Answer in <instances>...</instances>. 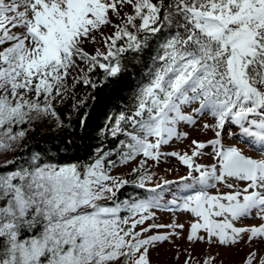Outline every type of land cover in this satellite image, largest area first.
<instances>
[{
	"label": "snow or ice",
	"instance_id": "6c2138e0",
	"mask_svg": "<svg viewBox=\"0 0 264 264\" xmlns=\"http://www.w3.org/2000/svg\"><path fill=\"white\" fill-rule=\"evenodd\" d=\"M149 38L150 63L101 130L118 139L115 148L63 164L47 150L18 166L6 160L14 167L0 173V264H151L150 246L174 236L249 249L242 264H264V158L224 143L228 129L264 152V0H0V152L27 150L34 122L66 130L56 102L74 99L78 84L95 89L97 69L104 82L118 77L127 53L149 49ZM99 41L104 51L85 50ZM89 98L73 104L77 115ZM181 139L183 153L162 150ZM162 157L185 174L153 182L149 163ZM117 164L130 172L111 175ZM129 183L143 194L118 201ZM160 209L187 222L156 223ZM250 218L261 223H242ZM159 229L167 231L149 234Z\"/></svg>",
	"mask_w": 264,
	"mask_h": 264
},
{
	"label": "trees",
	"instance_id": "16d2710c",
	"mask_svg": "<svg viewBox=\"0 0 264 264\" xmlns=\"http://www.w3.org/2000/svg\"><path fill=\"white\" fill-rule=\"evenodd\" d=\"M155 43V38H149V49L140 53H127L124 69L118 77L104 82L103 70L97 69L92 73V79L97 84L95 89L82 83L78 84L75 88L74 99L71 98L70 94L63 104L56 105L61 119L67 125L66 130H58L56 124L49 128H41L39 123H35L28 131L24 141L27 144V150L21 147L16 154L17 157L15 156L17 166L34 151L47 150L48 156L52 157L51 162L63 164L76 160H87L93 155L97 147H101L104 151L115 148L118 139L101 135V130L107 122V117L113 113H118L129 102L131 89L144 70V63L146 61L150 63L149 58L154 54L151 46ZM85 97L91 98L87 100L77 115L76 110L73 109V104ZM85 113L88 114L87 123L86 126L81 127L77 121L82 119ZM69 115H71V119H69ZM123 138V136L119 137V139ZM73 141L74 143L68 151H57V148L62 150L66 142L71 143ZM111 159H117L115 153ZM13 167V165L0 166V173L11 171ZM142 194V189L129 183L117 193V200L135 199Z\"/></svg>",
	"mask_w": 264,
	"mask_h": 264
},
{
	"label": "rangeland",
	"instance_id": "374dc122",
	"mask_svg": "<svg viewBox=\"0 0 264 264\" xmlns=\"http://www.w3.org/2000/svg\"><path fill=\"white\" fill-rule=\"evenodd\" d=\"M126 11H130V9H125ZM18 31V29H17ZM112 31L111 28L104 29L105 35L110 34ZM99 40V38H98ZM96 48H99L101 51H104L103 42L99 41L96 44H90L85 46V50L89 53H93ZM69 85L71 86V81H69ZM60 104L59 101L56 102V105ZM35 123H39L41 128H49L56 124L53 119H43ZM23 127L28 128V125H24ZM30 128V129H31ZM182 131L185 129H181ZM235 129L233 128V131ZM212 137V133L208 132L207 134H202L199 131L192 132V138L206 140ZM224 143L226 145H235L239 147L246 155L252 156L254 158H264V152L258 150L257 147L252 146L250 142L246 140L244 137L240 136H229L228 129H225L224 133ZM18 150L13 152L9 151L7 153L0 152V166L5 165L6 160H12L17 157V152L20 150L22 146H15ZM189 148V140L181 139L179 141H172L169 145L164 146L162 148L163 151L171 152L178 151L183 153L185 150ZM206 151H210L207 149ZM200 162L203 163H211L210 158H204ZM131 166H124L118 164L117 167L111 169V175L113 176H124L126 173L130 172ZM149 170L154 174V181L159 180L161 177L165 179L175 180L179 176L184 175L186 169L183 165H180L178 161L173 157H167L161 159L159 164L155 162L149 163ZM7 173V172H3ZM215 192L216 189L210 190ZM220 191H228V189L221 186ZM156 223L159 224H167L174 223L178 219L182 223H186L188 217L180 216L177 217L174 213H170L164 211L163 209L156 211ZM243 224L247 225H258L261 223L259 219L250 218L242 221ZM139 230V229H137ZM164 232L166 229L153 230L149 234H155L156 232ZM249 249H247L248 251ZM247 251L241 249L240 247H227V246H219V245H208L206 243H190L186 238H178L173 237L169 241L157 242L154 246H150L148 258L151 264H185V260L188 259L189 255L203 261L206 256H214L215 264H242L243 260L247 255Z\"/></svg>",
	"mask_w": 264,
	"mask_h": 264
},
{
	"label": "bare ground",
	"instance_id": "6f19581e",
	"mask_svg": "<svg viewBox=\"0 0 264 264\" xmlns=\"http://www.w3.org/2000/svg\"><path fill=\"white\" fill-rule=\"evenodd\" d=\"M245 251H247V249H244ZM261 254L264 255V250L261 251Z\"/></svg>",
	"mask_w": 264,
	"mask_h": 264
}]
</instances>
